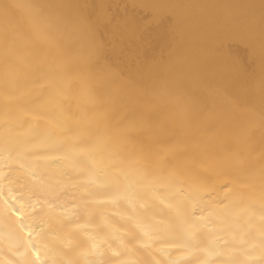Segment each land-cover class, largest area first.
Returning a JSON list of instances; mask_svg holds the SVG:
<instances>
[{
    "label": "bare ground",
    "instance_id": "1",
    "mask_svg": "<svg viewBox=\"0 0 264 264\" xmlns=\"http://www.w3.org/2000/svg\"><path fill=\"white\" fill-rule=\"evenodd\" d=\"M33 2L49 5L45 15L59 27L47 37L34 35L9 46L0 0V264H30V241H40L42 254L72 264H143L144 242L154 245L150 251L157 262L261 264L259 212L207 209L198 231L186 237L167 215L168 206L174 209L182 199L176 189L144 186L139 177L125 175L126 169L93 171L69 159L58 163L54 158L62 153L55 145L73 152L72 142L62 129L50 128L60 114L45 108L43 89L23 69L46 40L70 42L68 21L98 17L108 21L96 33L107 63L149 93L188 95L192 107L226 101L244 107L239 131L259 139L264 0ZM204 81L217 84L222 94L204 96L199 87Z\"/></svg>",
    "mask_w": 264,
    "mask_h": 264
},
{
    "label": "snow or ice",
    "instance_id": "2",
    "mask_svg": "<svg viewBox=\"0 0 264 264\" xmlns=\"http://www.w3.org/2000/svg\"><path fill=\"white\" fill-rule=\"evenodd\" d=\"M3 7V38L9 46L34 35L47 37L59 27L45 15L49 5L4 0ZM101 23L108 21L91 16L68 21L69 43L46 40V47L33 49L34 59L25 62L23 70L43 89L45 108L60 114L49 122L50 128L62 129L73 145V152L55 145L53 150L62 155L54 159L84 162L93 171L126 169L125 175L139 177L144 186L176 189L182 199L174 209L168 206L172 210L167 215L186 237L198 231L207 209L259 212L264 226V106L257 139L254 133L239 131V113L247 109L230 101L192 107L190 97L181 92L149 93L104 60L96 37ZM199 87L206 97L222 94L211 81ZM260 87L264 93V78ZM3 88L7 95L9 77ZM15 214L23 216L20 209ZM29 247L30 264H72L56 254H42L40 241H30ZM153 247L142 244L147 257L143 264H175L157 262Z\"/></svg>",
    "mask_w": 264,
    "mask_h": 264
}]
</instances>
